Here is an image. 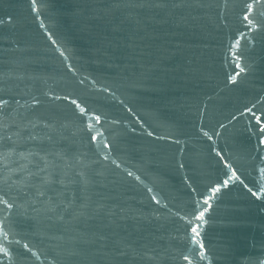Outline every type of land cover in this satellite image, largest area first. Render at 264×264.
Returning a JSON list of instances; mask_svg holds the SVG:
<instances>
[{
    "label": "water",
    "instance_id": "95a60500",
    "mask_svg": "<svg viewBox=\"0 0 264 264\" xmlns=\"http://www.w3.org/2000/svg\"><path fill=\"white\" fill-rule=\"evenodd\" d=\"M253 115L264 0H0V264H264Z\"/></svg>",
    "mask_w": 264,
    "mask_h": 264
},
{
    "label": "snow or ice",
    "instance_id": "6c2138e0",
    "mask_svg": "<svg viewBox=\"0 0 264 264\" xmlns=\"http://www.w3.org/2000/svg\"><path fill=\"white\" fill-rule=\"evenodd\" d=\"M256 2H259V0H256ZM248 7L251 8L252 5L249 4ZM245 19H248V17L246 16ZM74 103H75V102H74ZM248 111L251 112L252 109H249ZM81 112H84V109H81ZM252 118L255 119L257 125H261V126L259 127V133L264 134V121L261 120V117H260V116L253 115ZM95 120H96L97 123H99L100 118L97 116V117H95ZM204 134H205L206 136L208 135V133H206V132H205ZM210 138H211V137H209V139H210ZM92 139H95V137H93ZM259 142H260V144H264V139H261ZM226 175H227V173H226ZM227 183H228V181L225 180V181H224V184L226 185ZM217 191H219V189H217ZM5 203H6V202H5ZM204 203L207 204L208 201L206 200V201H204ZM9 207H11V205H9ZM203 215H204V213H203V212H200L199 217H197V219H201V218H203ZM191 231H192L193 234L198 235V229H197V227H192Z\"/></svg>",
    "mask_w": 264,
    "mask_h": 264
}]
</instances>
